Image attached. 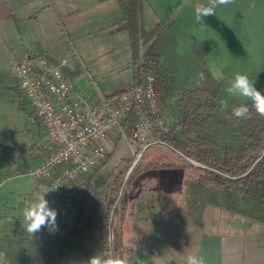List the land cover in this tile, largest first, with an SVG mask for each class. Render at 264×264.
Returning <instances> with one entry per match:
<instances>
[{
    "label": "crops",
    "instance_id": "0c3cea01",
    "mask_svg": "<svg viewBox=\"0 0 264 264\" xmlns=\"http://www.w3.org/2000/svg\"><path fill=\"white\" fill-rule=\"evenodd\" d=\"M177 1L179 13L185 15L189 13L186 8L192 9L184 0ZM131 4V0H0V43L3 46L0 49V145L7 148L25 147L10 157L3 158L5 156L0 154V229L4 227L3 224H14L15 230L19 232L11 236L0 232V238H11L13 245L20 240L19 234L26 232L22 216L26 204L35 195L49 190L45 183L36 187L26 170L54 148L35 111L22 98L14 77L13 54H42L53 64L65 58L67 63L62 66L63 73L77 88L92 94L95 99L97 89L104 94H112L119 90L103 91L89 71L93 86L90 83L89 88H85L84 81L76 84V71L68 66V57L61 56V53L63 44H66L69 46V55H78V64H83L82 57L72 45L73 35L82 36L86 31H93L90 30L92 27L102 31L107 21L128 29L126 19L130 13L128 16L126 14L132 8ZM165 5L169 7V1H165ZM206 17L212 21V15ZM163 18L164 23L170 21ZM194 33L195 42L202 35L210 37L212 24L200 33ZM127 34L133 47V70L135 47L129 29ZM54 39L63 40L64 43L58 46ZM132 75L133 71L120 90L129 85ZM6 81H12L11 87L18 93L17 111L13 114L7 113L10 95L5 93ZM176 165L182 172L177 187L161 185L158 179L146 177L139 183L132 182L128 193L124 217L130 216L131 219L129 239L145 247L143 256L148 263L185 264L187 255L197 253L205 258L207 264H264V222L212 202L201 203V199L189 188V170ZM148 184L152 185L150 189ZM50 192L45 193V198ZM121 229L124 242L125 229ZM134 250L137 264L140 249L134 247Z\"/></svg>",
    "mask_w": 264,
    "mask_h": 264
},
{
    "label": "rangeland",
    "instance_id": "374dc122",
    "mask_svg": "<svg viewBox=\"0 0 264 264\" xmlns=\"http://www.w3.org/2000/svg\"><path fill=\"white\" fill-rule=\"evenodd\" d=\"M148 1L152 3L153 10L147 6V8L139 6L135 15L134 10L130 8L126 14L128 16V13H130V15L126 20L129 30H131L132 17H136L140 27L152 30L159 21L164 20L163 17L170 19L169 22H165L158 28V31L150 40L142 38L148 46L147 56L150 46L156 41L155 48L161 56V63L168 70L169 77L166 81H162L158 76L160 113L164 116L167 127L170 128L168 133L172 131L174 132L173 134H177L180 138L185 137L186 131L182 129L180 124L181 113L178 101L183 90L193 85L204 69H209L221 86L218 100L220 108L221 100H226L228 105L234 98L241 102L246 100L243 97L230 96L225 91L228 82L235 73L247 74L249 79L254 80V87L257 90L264 88V0H235L233 4L227 7H218L216 15H212V18H210L212 21H209L208 17H203L200 22L196 21L194 8L189 0L184 1L185 4H190L192 9L186 8L189 13L185 15L178 12L177 0ZM165 1H169L172 7H167ZM191 3H195V0H191ZM183 18L184 20L182 21ZM107 22L102 31L92 27L90 30L93 31H86L82 36L76 37V35H73L72 45L75 46L79 57H82L83 64H78V55L76 56L74 53L69 55V46L63 44V40H54L58 43V46L59 43L63 44L64 50L61 56L68 57V66L75 69L76 80L74 82L76 84L84 81L85 88H89L90 85L93 86V79H90L91 77L88 75L89 71L100 88L103 91L109 90L110 92L120 90L130 78L133 71L131 70L133 47L129 41V34H127L128 29L115 23L112 24L110 21ZM210 24H212V36L202 35L196 43L194 31L200 33ZM52 42L56 43L53 40ZM194 45H196V48H194ZM136 46L137 42H135ZM2 48L3 46L0 43V49ZM83 65L86 67H83ZM12 81L10 83L6 81L4 85H7L5 93L7 92V95H10L7 113L13 114L17 111L16 99L18 93L11 87ZM206 132L211 139L221 146L242 145L249 141L246 133L236 130L227 122L222 111L213 115L212 113L210 114V124ZM103 144L109 150V156L105 162L95 168L90 175L87 174V176H90L93 185L91 193L95 199L100 200L104 196L105 191H113V193H116H114V204L126 173L142 146L133 151L128 141L116 128L110 130L107 138L103 140ZM151 161L182 165L189 170L188 175L191 179L205 171L190 165L164 146H154L140 161L136 168V170L139 168V171L137 173H135L136 170L134 171L135 175L133 173L134 176L132 175L129 181L131 183H128L122 200L125 198L124 200L127 201L132 182L139 183L142 178L158 179L161 185L168 184L172 188L179 185L182 172L179 171L178 166L147 168L148 162L151 163ZM144 187H146L145 184ZM147 187L150 189L152 185L148 184ZM46 199L49 201L50 207L56 210L57 202L54 200L53 193L50 192ZM205 201L209 202L207 200H201L200 202L203 203ZM121 202L117 208L118 213L121 210V204H123ZM111 210L112 208L109 216L105 217L104 215L106 214L102 213V210L96 206L97 215L92 229L79 236L73 242L74 250L67 256L66 264H86L90 256L100 254L103 233L106 231L108 236ZM104 211L107 213V208H104ZM124 216L115 215L114 230L115 226H117V230L122 233L121 228L123 227L126 234L124 243L140 249V260L137 264H149L143 256L145 247L141 243H136L135 240H133L135 241L133 243L129 239L128 228L130 227L131 219L130 216L126 218ZM3 225L4 227H1L0 232L9 233L10 236L19 233L15 230L14 224ZM30 239H27L29 240L28 243L32 241ZM15 246L18 249L20 248L17 245ZM29 246L26 250V264H42L45 261L44 258L33 252L32 245ZM130 264L134 263L130 262Z\"/></svg>",
    "mask_w": 264,
    "mask_h": 264
},
{
    "label": "trees",
    "instance_id": "16d2710c",
    "mask_svg": "<svg viewBox=\"0 0 264 264\" xmlns=\"http://www.w3.org/2000/svg\"><path fill=\"white\" fill-rule=\"evenodd\" d=\"M131 3L135 15L139 6H147L153 10L148 0H131ZM132 19L130 32L134 47L139 38L150 40L164 23V20H161L157 26L150 30L140 27L136 17H132ZM155 43L156 41L148 50L147 65L155 70L162 81H166L169 77L168 70L161 63V56L157 53ZM220 87L212 72L209 69H204L197 81L183 90L178 101L181 113L180 124L182 129L186 131L185 137L180 138L170 131L161 134L160 138L190 158L216 168L224 174L239 176L248 172L264 150V117L255 112L249 101L241 102L237 98L232 99L229 107L222 111L218 105ZM258 91L264 94V88ZM242 104H247L250 109V115L245 119H239L232 115V108ZM220 111L224 113L227 122L233 128L247 134L248 142L242 145L221 146L209 137L206 129L210 124V114L213 115ZM133 121V117L128 118L127 134L131 133L130 124ZM24 148H7L0 145V154L5 156L3 158L10 157L12 153ZM172 165L176 164L156 161L149 163L148 167L160 168ZM138 171L139 168L135 173ZM89 175H81L72 184L66 185L60 190L51 191L54 200L57 202L58 230L55 233H49L46 228H43L33 237L27 232H23L19 234L20 240L14 245L11 238H0V251L5 252L8 264H26V250L27 247H30L29 245H32L33 252L44 258L45 261L42 264H66L67 256L74 250L73 242L92 229L97 215L96 206L102 210V213L106 214L105 217L109 216L113 206L115 192L105 191L100 200L95 199L91 193L93 185ZM195 176L188 181V184L197 198L264 222V159L257 164L252 172L240 179H229L207 170ZM124 199L121 202L123 203L121 210L116 213L122 217L126 209ZM104 208H107V213ZM115 230L116 255L125 257L135 264L136 253L134 248L122 241V235L117 230V226H115ZM27 239L32 241L28 243L29 240ZM15 245L21 249L16 248ZM109 251L110 244L105 231L101 238L100 253Z\"/></svg>",
    "mask_w": 264,
    "mask_h": 264
},
{
    "label": "built area",
    "instance_id": "2783aa9c",
    "mask_svg": "<svg viewBox=\"0 0 264 264\" xmlns=\"http://www.w3.org/2000/svg\"><path fill=\"white\" fill-rule=\"evenodd\" d=\"M146 46L142 38L137 40L129 85L108 95L97 89L96 99L66 78L65 58L53 64L42 54H13L20 93L54 143L52 151L26 170L36 187L47 183L51 190L59 185L56 191L90 174L109 156L102 141L111 129L116 128L134 151L170 130L160 113L158 75L147 65ZM129 117L134 121L127 134Z\"/></svg>",
    "mask_w": 264,
    "mask_h": 264
},
{
    "label": "clouds",
    "instance_id": "9594fccd",
    "mask_svg": "<svg viewBox=\"0 0 264 264\" xmlns=\"http://www.w3.org/2000/svg\"><path fill=\"white\" fill-rule=\"evenodd\" d=\"M189 2L194 8L196 21L200 22L203 17L216 15L218 7H227L233 4L235 0H195V3H191L189 0ZM225 91L230 96L245 98L250 102L255 112L264 117V94L254 87V80L249 79L247 74L235 73L228 82ZM220 106L222 111L229 107L226 100H221ZM232 115L239 119L248 118L250 115L249 106L242 104L233 107ZM58 186L52 187L51 190L54 191ZM49 190L35 195L23 209V227L32 237L43 228H46L49 233H55L58 230L57 211L50 207L49 201L45 198V193ZM0 264H8L6 254L3 251H0ZM86 264H130V262L127 258L109 251L93 254L88 258ZM185 264H207V261L202 255L192 253L187 255Z\"/></svg>",
    "mask_w": 264,
    "mask_h": 264
},
{
    "label": "water",
    "instance_id": "95a60500",
    "mask_svg": "<svg viewBox=\"0 0 264 264\" xmlns=\"http://www.w3.org/2000/svg\"><path fill=\"white\" fill-rule=\"evenodd\" d=\"M156 145H161L164 146L168 149H170L171 151H173L174 153H176L178 156H180L182 159H184L187 163H189L190 165L197 167L199 169H203V170H207V171H211V172H215L218 173L226 178L229 179H240L243 178L245 176H247L250 172L253 171V169L257 166V164L264 159V150L261 154V156L253 163L252 167L248 170V172H246L243 175H239V176H230L227 174H224L222 172H220L218 169L216 168H212L209 167L193 158L188 157L186 154H184L182 151H180L179 149H177L176 147H174L173 145H171L170 143L162 140V139H158L155 140L153 142H150L144 146H142V148L140 149V151L137 153L133 163L131 164V166L129 167L126 176L124 178V181L122 183V186L120 188V191L118 193V196L115 200V203L113 204L112 210H111V214H110V222H109V227H108V239H109V244H110V251L114 254L115 253V230H114V220H115V215H116V211L118 208V205L120 204V202L122 201L123 195L125 193L126 187L134 173V171L136 170L137 166L139 165L140 161L142 160V158L144 157L145 153L147 152L148 149H150L153 146Z\"/></svg>",
    "mask_w": 264,
    "mask_h": 264
}]
</instances>
